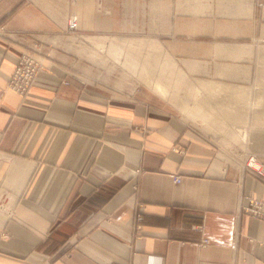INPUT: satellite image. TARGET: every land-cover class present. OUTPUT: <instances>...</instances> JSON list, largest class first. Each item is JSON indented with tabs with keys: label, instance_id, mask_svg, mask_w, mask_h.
I'll use <instances>...</instances> for the list:
<instances>
[{
	"label": "crops",
	"instance_id": "1",
	"mask_svg": "<svg viewBox=\"0 0 264 264\" xmlns=\"http://www.w3.org/2000/svg\"><path fill=\"white\" fill-rule=\"evenodd\" d=\"M260 47L264 0H0V264H264V180L180 107L255 95Z\"/></svg>",
	"mask_w": 264,
	"mask_h": 264
},
{
	"label": "bare ground",
	"instance_id": "2",
	"mask_svg": "<svg viewBox=\"0 0 264 264\" xmlns=\"http://www.w3.org/2000/svg\"><path fill=\"white\" fill-rule=\"evenodd\" d=\"M91 39L96 40V38H91ZM123 67L131 68L133 72H138L139 73L138 75H141L142 77H146L147 75L146 64L138 63V64L125 65ZM261 79H263V82H264V72L262 74ZM142 80L148 83L149 85H151L156 91H158L164 97L170 98L174 102L177 103L178 98H176L175 96L170 97L169 95H167L168 94L167 87L170 81H163L160 79H154V80L142 79ZM237 91L241 92V90H237ZM223 97H226V96H223ZM221 98L219 99L217 97L215 104L208 105L207 108L205 109L203 106V102L200 101L199 97L185 96V99L182 98V103L180 104V107H181V110L184 111L185 115L192 117L194 121L196 122L201 121L200 124H203L208 130L212 129L209 127L210 125H212L214 126V128L212 129L214 131L218 130V131L230 132L229 134L230 140L232 141L234 140V142L236 140L240 142V144L243 145L244 148H247L249 129L240 124L244 128L241 133H238L235 131V125L237 121H242L248 118L249 115H247V113L243 115V112H240L242 111L244 107H245V111L255 114V115L252 114L250 116V120H254L257 122L264 121V115H263L264 113L260 112L259 110L258 112H256L257 110H255L256 108H254L255 106H258V101L251 100L250 96L234 95V98H232L233 101H231V98H229L232 103L231 102L226 103V100H223ZM246 105H248V107ZM230 122L232 124H230ZM252 126L254 125L251 123V126L249 127H252ZM233 128H234V131H233ZM229 142L230 141L228 140L226 143L228 144Z\"/></svg>",
	"mask_w": 264,
	"mask_h": 264
},
{
	"label": "rangeland",
	"instance_id": "3",
	"mask_svg": "<svg viewBox=\"0 0 264 264\" xmlns=\"http://www.w3.org/2000/svg\"><path fill=\"white\" fill-rule=\"evenodd\" d=\"M262 48L263 47L257 48L256 51H255V62L250 65V67H251L250 79H245V80H242V81L235 80L234 83L236 85H238V86L248 87L250 89L251 93L255 92L256 93L255 95H250V99L253 100V101H256V100L258 101V106L254 107V108H256L255 110H257L256 112H258V110H259L260 112L264 113V82H263V79L259 78L260 73H261L260 70H261V68L264 65V54L262 53ZM125 69L132 71V69L129 68V67H126ZM116 82L117 83H123L124 81L117 80ZM138 82H142V81H138ZM143 82H145V81H143ZM182 87H183V85H182ZM182 97H184V96H182ZM218 98L226 100V103L227 102L229 103V102L233 101L232 98H234V96H226V97L218 96ZM229 98H231V101H230ZM246 106L248 107V105H246ZM240 112H243V115L245 113H247V115H249V116L245 120L236 122L237 125L235 127V131L238 132V133H241L244 127L248 128V129L250 128V133H249L250 136H249V140L247 142L248 143L247 144L248 145L247 148H244V146L241 145L240 142H238L236 140H235V142H234V140L233 141L230 140V135H229L230 132H224V131H218V130L214 131L212 129L208 130V129L205 128V126H203V124H200L201 121H198V122L195 121V123H197L199 125V127L201 128L202 131H204L206 133L208 132V133H211V134L215 135L218 138V141L220 143H222L224 146H228V148L231 149L232 154H233L231 160L234 163H242L243 167H244L246 156L249 153H252V154H254L256 156V158H257V160L259 162L264 164V149H262L264 147V123H263L264 121L257 122V121H254V120H250V116L252 114H254V113H249V112L245 111V107ZM183 115L192 120V118H190L187 115H185L184 112H183ZM192 121H194V120H192ZM251 123L253 125H257V126L249 127V126H251ZM240 124L243 125L244 127L241 126ZM233 131H234V128H233ZM227 137H228V140L230 142L228 144H225L224 143L225 142L224 139H226ZM263 180H264V178H263Z\"/></svg>",
	"mask_w": 264,
	"mask_h": 264
},
{
	"label": "built area",
	"instance_id": "4",
	"mask_svg": "<svg viewBox=\"0 0 264 264\" xmlns=\"http://www.w3.org/2000/svg\"><path fill=\"white\" fill-rule=\"evenodd\" d=\"M67 27L70 31L77 27V18L75 15L68 19ZM40 62L35 54L25 51L18 55L16 65L9 77L8 86L12 90L20 94H25L35 81L37 72L39 71ZM244 168L251 174L263 179L264 164L259 162L256 156L249 153L245 158ZM242 204V211L258 218H264V199L246 194ZM208 243L207 238H203L202 245Z\"/></svg>",
	"mask_w": 264,
	"mask_h": 264
}]
</instances>
